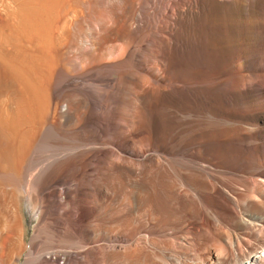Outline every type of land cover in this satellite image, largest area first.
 Masks as SVG:
<instances>
[{
  "label": "bare ground",
  "instance_id": "bare-ground-1",
  "mask_svg": "<svg viewBox=\"0 0 264 264\" xmlns=\"http://www.w3.org/2000/svg\"><path fill=\"white\" fill-rule=\"evenodd\" d=\"M138 63L155 74L124 79ZM229 66L240 75L220 78ZM156 105L177 117L159 128L173 148L227 127L264 158V0H0V264H264V239L240 233L264 234V162L238 179L253 191L226 217L162 229L148 215L152 173L174 199L192 197L165 150L136 160L115 150L138 119H160ZM25 203L38 213L29 240Z\"/></svg>",
  "mask_w": 264,
  "mask_h": 264
},
{
  "label": "rangeland",
  "instance_id": "rangeland-1",
  "mask_svg": "<svg viewBox=\"0 0 264 264\" xmlns=\"http://www.w3.org/2000/svg\"><path fill=\"white\" fill-rule=\"evenodd\" d=\"M132 36L134 37V35H132ZM133 37H132V40L134 39ZM135 41L137 43V40H135ZM134 42H132L133 45L136 44ZM138 64L133 65L132 70H131V67H130V69L127 70L128 73L125 74L126 78L124 77V79H127L129 77V75L131 76V74L133 75V73L135 74L138 72L143 73L146 71V72H150V73L155 74V72L152 70V68L149 64H142V63H140L139 65ZM232 66H234L235 70H237V66L235 64ZM232 66H229L228 68H226L229 70V71L227 70L226 73L224 72L225 70H223V72L222 71L219 72V73L224 74L226 76L221 75V74H220L221 75L220 76L218 73L215 76V79H217V81L219 83H221L223 80L221 79L219 81L218 80L219 76H220V78H223V79L226 78L224 80H227V79H229V77H233L234 75H238L240 72L243 73V71L240 69L237 70L238 72L240 71L238 73L237 71L234 70V67L232 69ZM132 71H133V73H132ZM235 72H237V73H235ZM227 76H229V77H227ZM170 78L171 77H169L167 79V82H165V84H175V83L179 82V80L176 77H174V78L172 77L171 78L172 81ZM175 79H177L176 80L177 82L174 81ZM140 106L142 108H144V106L142 104H140ZM156 107L157 108L159 107V109H157ZM154 109L156 110V114L158 113L157 115L160 119L156 120V122L155 121L151 122V120L149 118L151 123L147 121V118L146 119L145 118L144 119L143 118L138 119L136 121L138 124L135 122L134 124H132L131 127H129L128 132H125L121 136H119L120 139H118L119 141H117V145H116V148L117 147H119V148H117L115 150L118 153L120 152L121 154L120 153L119 154L121 156L123 155L122 157H124L126 159H130V160H136L135 159V158H137L136 156L142 154V152H143V154L146 153V151H148V149L149 150L153 149V150L158 151V152L165 150L163 153L168 154L170 161L172 160L170 163H166V167L171 172L178 171V170H179L178 172H182L183 177L189 183L188 185L190 187V191H191L190 193L192 195L191 200H187V202H188V205L192 203L193 206L190 210V209H188V207H186L185 204L187 202L184 201V199H182V198H175L174 199L173 195L172 196L170 195L171 193L168 194V192H166L164 190L162 191V189L160 187L161 185H160L159 177H157L156 175H154L152 173L149 176V183L152 184L151 185L152 190L150 192V195H151V199L153 200V204H152V207L149 208L150 211H148L149 212L148 215L149 216H151V215L157 216V213H158V218L160 221H162L161 222L162 223V225H161L162 229H164L168 225H171L172 220L174 218H177V217L178 218H185L186 215H189V216H192V220H190L189 223L184 225V226L188 225L189 229H190V228H193L196 225V223L199 222L200 220H203V222H204V220H207L208 218H212V216L213 217H219V218L226 217L227 215L230 214L228 211V210H231L230 208H235L238 210L236 202L242 201V199H244L246 197V195L251 194L253 191L251 188H247V187H244L242 185H239L238 187H236L237 183H239L238 179H241V181H247V182L250 181L251 178L254 176V170H253L254 167L258 166L259 163L264 162V158H262L263 155H261V154H263L262 153V145L256 141H251V140L244 138V136H241L239 132H237L233 129H230L231 130L230 131L226 127V130H225V127H224L223 130L220 131V129L217 127L215 129V131H217L215 133V136H217V137H215L214 134L212 135V137L211 136L198 137L195 134V135H193V137L187 138L186 141L182 142L176 148H173V146L164 143V140L167 137V135H164L163 132L160 131V129L162 130L163 128L171 126L172 123L177 122V117L175 114H173V111H172L173 109L171 111H169L168 109H162L161 106H159V105H156L154 107ZM160 109H161V111H160ZM162 113L165 115H163ZM161 115H162V117H161ZM91 117H89L90 122H93V121L95 122L97 120L96 117H92V118ZM98 119H99V117H98ZM100 119H101V123H102L100 125V127H101L100 134H101V136H105L107 133L106 132L107 131L106 126H108V122H109L108 120L109 119L105 116L103 118L105 120H103L102 118H100ZM104 123H106V125ZM147 124H149V126H150V127L148 126L149 128L145 127V126H147ZM102 125H104L105 127L104 126L102 127ZM130 128L132 130H130ZM142 128H143V130H142ZM135 131H137V132H135ZM224 131H225V134H224ZM102 134H104V135H102ZM149 134H151L150 135L151 137L148 136ZM227 134H228V136H227ZM231 134H233V135H231ZM169 135H171V138L175 137L173 132L169 133ZM239 135L241 136V138ZM155 136H156V138H155ZM164 136H166V137H164ZM146 137H148V138H146ZM209 137H211V138H209ZM142 140H143V142H142ZM127 141H129V142H127ZM127 143H129V144H127ZM235 144H237V145H235ZM118 145H120V146H118ZM206 146H208V147H206ZM214 146L216 147L215 151L213 149V148H215ZM228 146H229V148L232 147V149L231 148L229 149ZM203 148H204V150H203ZM235 148H238V149L240 148V149L238 150ZM119 149L121 151L123 150L122 151L123 153ZM254 149H256V150H254ZM237 150L238 151L241 150V151L238 152ZM180 151H181V153H178ZM105 153H106V150L104 149L102 152V156H104ZM182 160H183V162H182ZM175 161H176V163H175ZM69 162H67L68 164L65 165L64 168L62 169V174L73 170L72 167H74V163L72 161H69ZM171 163H172V165H171ZM69 164H71V165L69 166ZM168 165H170L171 168ZM173 165H175V166H173ZM114 167L115 168L111 169L110 171L115 172L119 168L118 166H114ZM120 167H122V166H120ZM203 167H204V169H203ZM200 168H202V169H200ZM212 170H215V171H212ZM209 172H211V174L212 173L215 174L214 176L217 175L215 178L212 177L213 181L212 180L210 181V179H212V178H210L211 174ZM195 173H196V175H195ZM205 175H206V177H205ZM220 176H221V178H220ZM223 176H224V179H223ZM254 177H256V176H254ZM215 180H217V181H215ZM205 182L210 184V185L212 184L211 182H213L214 185L216 183V187L215 188L213 187V189L211 191H209L207 189L205 192H203L202 189L204 187L203 185ZM233 183H235V184H233ZM227 188L230 192L227 190ZM219 193H220V197H219ZM221 194L222 195L224 194V195L221 197ZM226 195H228V196H226ZM225 197H227V198H225ZM112 198H113V194L111 191L105 195V198L103 199V204L108 205L109 203H111ZM224 201H226L227 204H225V203L223 204ZM230 201L232 203V206H231V203H228ZM179 206L182 207L183 210ZM228 206L230 208H228ZM27 207H29V205H28V203H25V205L23 206L24 226H25V232L27 231L26 238H28L27 240H29V238L32 235V233L34 232V228L38 222V213H30L28 210L29 208H27ZM224 209H227V210H224ZM248 215L250 216V212L248 213ZM259 216L261 217L263 215L262 214H260V215L253 214L251 220L252 221L256 220L253 222L259 223V220H258V218H260ZM174 227H177V226H174ZM246 230H247V232H246ZM240 233L242 236L243 235L247 236V234H248L249 235V237L247 236L248 240L252 239L250 241V242L253 241L252 244H259L258 242L261 241L262 239H264V234H260V235L258 234L257 235L256 231L254 230L253 227H248L247 229H245L243 232H240ZM256 235L258 237H256Z\"/></svg>",
  "mask_w": 264,
  "mask_h": 264
}]
</instances>
